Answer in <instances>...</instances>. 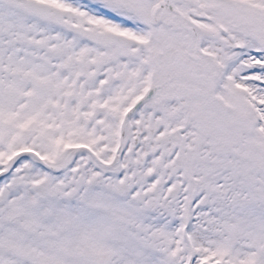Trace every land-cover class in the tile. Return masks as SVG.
I'll return each instance as SVG.
<instances>
[{
  "label": "snow or ice",
  "instance_id": "6c2138e0",
  "mask_svg": "<svg viewBox=\"0 0 264 264\" xmlns=\"http://www.w3.org/2000/svg\"><path fill=\"white\" fill-rule=\"evenodd\" d=\"M0 264H264V0H0Z\"/></svg>",
  "mask_w": 264,
  "mask_h": 264
}]
</instances>
